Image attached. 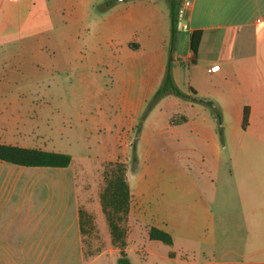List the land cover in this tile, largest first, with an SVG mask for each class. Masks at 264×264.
Instances as JSON below:
<instances>
[{
  "label": "crops",
  "instance_id": "obj_1",
  "mask_svg": "<svg viewBox=\"0 0 264 264\" xmlns=\"http://www.w3.org/2000/svg\"><path fill=\"white\" fill-rule=\"evenodd\" d=\"M72 3L23 0L19 11L12 2L0 5V143L38 148L33 140L38 135V112L44 107L43 35L49 32L51 14L70 8ZM110 8L106 23L111 27L115 22L137 24L138 48L160 58L159 67L151 71L153 91L162 80L168 56L167 1L116 0ZM179 18L188 33L194 29L201 32L194 62L187 64L185 71L196 68V75L189 74L187 89L181 90L192 87L198 95L213 99L221 109L222 124L216 123L211 111L205 113L201 103L185 100L181 103L187 111L173 112L184 118L169 125L171 130L186 129L190 141L208 143L202 151L208 166L204 159L202 164L213 176L204 188L186 176L187 190L157 196V201H162L159 206L150 194L151 185L157 182L150 173L127 180L131 195L127 218L146 229L144 240H127L125 252L132 264L129 252L154 264L153 247L164 249L162 259L187 255L188 264H264V0H181ZM60 35L68 62L74 35L66 28ZM190 57V49L183 56L174 50L177 63L184 64ZM172 76L179 86L175 71ZM140 93L139 87L124 86L116 98L132 114L131 123L139 117ZM168 95V101L183 100ZM244 106L249 108L248 123L241 128ZM225 114L233 121L228 144L220 141L217 131V127L226 126ZM74 177L72 161L65 167H30L0 160V264H91L100 258L116 264L117 246L110 260L103 252L88 258L82 253ZM161 210L168 216L180 218L185 212L193 217L195 234L209 227L210 236H196L186 228L180 231L189 242L195 237L205 243L200 249L204 252L206 248L205 258H196L184 243L180 253L172 250L175 231L162 221ZM94 214L107 225L100 207ZM179 222L182 226L181 219ZM149 225L172 235L171 250L148 238Z\"/></svg>",
  "mask_w": 264,
  "mask_h": 264
},
{
  "label": "rangeland",
  "instance_id": "obj_2",
  "mask_svg": "<svg viewBox=\"0 0 264 264\" xmlns=\"http://www.w3.org/2000/svg\"><path fill=\"white\" fill-rule=\"evenodd\" d=\"M104 1L106 0H73L70 8L56 9L54 15L51 14L52 20L48 22L49 32L43 35L42 40L44 48L41 95L43 94L44 107L38 112V135L34 136L33 143L40 149L71 155L76 203L78 210H82L79 232L82 253L88 258L103 252V256L110 260L116 246L111 241L108 226H104L94 214L101 208L99 193L105 185L108 161L116 160L125 164L126 180L146 175L147 172L152 179H157L156 183L150 184L153 188L150 194L157 206L162 203L157 201V196H165L166 192L187 190L184 180L186 176L195 180L199 186L205 187L213 175L208 168L203 169L202 164L204 159V164L208 166V158L205 159L202 153L208 143L190 141L184 134L183 130L186 129L178 127L171 130L169 125V122L180 120L181 115L173 112L187 111L181 103L186 99L175 103L168 101L170 95L165 94L147 109L153 93L159 86L153 91L150 90L151 71L155 66L159 67L160 58H152L138 48L137 24L130 21L123 24L115 22L111 27L106 23L111 8H102ZM11 2L18 6V11L23 6V0H0V5ZM28 3L33 5L32 1ZM37 3L35 1V5ZM182 22L186 23V20ZM182 27L181 24L177 29L174 45L176 54L181 56L189 49V33ZM65 28L74 35L73 47L70 46L73 48V54L68 62L63 56L65 41L60 35ZM9 44L10 41L6 42V46ZM167 44L169 49V40ZM167 59L168 56L166 63ZM189 63L191 57L186 58L184 64L172 60L171 71H175L180 89H187L189 74L190 77L196 75V68L190 69L189 73L185 72ZM124 86L141 89L137 117L139 120L134 123L129 120L132 114L116 100ZM202 106L205 113L211 111L208 106ZM214 117L216 118L215 115ZM225 117V128L217 127V131L220 141L223 139L228 144V131L233 121L229 120L227 114ZM219 123L222 124V121ZM222 132L225 138L222 137ZM141 133L143 139L138 140ZM133 157L136 158L135 162L132 161ZM224 163L228 165L229 162L226 159ZM164 213L166 211L161 210L162 221L175 231L172 250L180 253V246L184 243L186 248L193 249L196 258H205L206 248L204 252L200 250L205 247V243L197 242L195 237L189 242L180 232L183 228L194 231L195 219L187 216L185 212L180 218ZM103 218L107 224L104 214ZM122 225L125 229V242L145 239V225L136 220L129 221L128 218ZM203 234L210 236L209 227L195 235ZM164 246L171 250V246ZM152 249L156 254L153 256L154 264H188L185 262L187 255L177 254L176 258L162 259L160 255L164 249ZM129 256L133 264H153L151 259L144 263L145 259L139 260L131 252ZM91 264H107V261L100 258Z\"/></svg>",
  "mask_w": 264,
  "mask_h": 264
},
{
  "label": "trees",
  "instance_id": "obj_3",
  "mask_svg": "<svg viewBox=\"0 0 264 264\" xmlns=\"http://www.w3.org/2000/svg\"><path fill=\"white\" fill-rule=\"evenodd\" d=\"M168 4L170 36L168 59L166 63L163 78L152 95V103L165 94H174L191 102H198L208 106L212 113L216 116L218 122H221V111L217 103L206 96H201L189 87L188 91L181 90L176 84L172 76L171 63L174 54L175 35L178 29L179 8L181 0H166ZM115 0H106L102 4V8L111 7ZM201 32L192 30L189 32V49L192 53L191 62H194V56L200 41ZM145 110V112L147 111ZM248 106H244L241 119V128H245L248 123ZM180 116V119H183ZM138 136V134H137ZM0 160L22 166H40V167H65L71 162V155L66 152L44 150L36 147H23L18 145L0 143ZM133 157L132 161L135 162ZM108 169L105 172V185L99 193V202L101 210L105 216L109 229L112 243L118 247L119 253L116 258V264H132L125 252L126 242L124 240L125 229L122 222L127 218L130 206L129 185L125 177V164L120 161H108ZM79 220L81 222L82 210H78ZM147 236L149 239L158 240L166 245L173 243L172 235L162 228L149 225L147 228ZM172 255V252L169 253Z\"/></svg>",
  "mask_w": 264,
  "mask_h": 264
},
{
  "label": "water",
  "instance_id": "obj_4",
  "mask_svg": "<svg viewBox=\"0 0 264 264\" xmlns=\"http://www.w3.org/2000/svg\"><path fill=\"white\" fill-rule=\"evenodd\" d=\"M180 27H181V20L179 18V20H178V28H180Z\"/></svg>",
  "mask_w": 264,
  "mask_h": 264
},
{
  "label": "built area",
  "instance_id": "obj_5",
  "mask_svg": "<svg viewBox=\"0 0 264 264\" xmlns=\"http://www.w3.org/2000/svg\"><path fill=\"white\" fill-rule=\"evenodd\" d=\"M183 27H185V26H183Z\"/></svg>",
  "mask_w": 264,
  "mask_h": 264
}]
</instances>
